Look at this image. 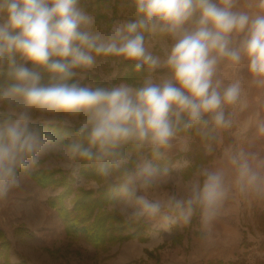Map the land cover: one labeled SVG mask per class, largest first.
<instances>
[{
	"label": "clouds",
	"instance_id": "obj_1",
	"mask_svg": "<svg viewBox=\"0 0 264 264\" xmlns=\"http://www.w3.org/2000/svg\"><path fill=\"white\" fill-rule=\"evenodd\" d=\"M236 4L237 0H135L138 19L102 37L85 30L92 19L78 8V0H0V14L6 16L0 24V63L7 59L8 75L14 81L0 93V101L17 117L0 124V199L18 186L17 167L26 166L25 157L42 146L39 132L28 127L33 111L47 117V123L58 117L85 116L81 131L91 126L89 143L105 156L135 142L150 146L159 157L161 149L171 147L181 125L188 129L211 122L218 129L230 127L225 109L240 101L241 80L222 88L214 79L218 64L226 61L235 66L246 60L251 83L264 87V0H259L255 15L234 10ZM157 31L178 37L164 62L171 70L170 80L111 89L68 83L76 75L73 69L94 64L93 54L122 57L134 62L137 71L145 66L156 69L160 60L146 48L144 33ZM241 34L239 45L233 46ZM16 55L46 70L53 82L42 84L41 73L18 65ZM258 132L264 135V124ZM74 150L92 158L88 149L76 145ZM226 156L236 168L238 184L251 187L264 181L260 166L253 167L254 155L241 150ZM126 162L122 159L116 167ZM157 174L146 164L139 184L122 189L127 202L137 208L133 216L171 220L163 213L167 207L187 223L196 204L205 226L216 218L227 195L222 171L204 170L202 183L192 187L187 199L166 194L163 201L149 200L136 195L153 187Z\"/></svg>",
	"mask_w": 264,
	"mask_h": 264
},
{
	"label": "crops",
	"instance_id": "obj_2",
	"mask_svg": "<svg viewBox=\"0 0 264 264\" xmlns=\"http://www.w3.org/2000/svg\"><path fill=\"white\" fill-rule=\"evenodd\" d=\"M114 61L117 69L109 81L91 69L83 68L79 72H84V78L79 81L76 78L77 83L85 79L88 71L99 80L95 83L93 79H89L92 81L91 85L86 84L88 80H84L80 86L96 88L103 81V88L106 89L122 84L140 88L155 73L162 72L161 68L149 70V75L135 84L124 80L112 83V79L120 71L118 60ZM3 106L4 109H1L0 113L12 115V119L8 121H14L17 117L12 110ZM84 123L62 119L53 123H47V119L42 118L29 120L28 127L39 132L42 146L32 155L25 157L26 166H20L23 170L16 173L18 186L11 189L5 198L0 199V229L10 241L5 258L11 262L59 261V254L68 249L73 254L85 252L95 256L97 261H102L103 264H155L157 261L159 264H264V217H260L261 212L256 209L252 211L250 208L242 217L240 198L232 194L230 189L225 188L226 198L209 226L204 225L202 210L196 204L193 205L192 215L187 223L178 211L167 207L163 209V213L171 217V220H165L162 216H133L132 213L137 208L130 205L123 195L122 189L125 186H137L141 179L140 171L146 164H151L158 173L153 178V187L147 192L138 190L136 195H146L149 200L163 201L166 194L175 195L178 199H187L192 187L202 183V173L208 170L205 166L214 160V154L219 148L217 142L222 139L217 135V129L214 141L204 135L203 127L199 130L188 128L177 132L171 147L161 149L162 155L159 157L153 154L150 146L138 145L135 142L122 144L111 150L113 154L105 156L97 146L89 143L91 126L84 129L88 131V135H80ZM57 126L77 130L64 138L42 132L48 127ZM55 130L52 129V133ZM76 145L91 151L92 158L74 150ZM33 158L35 163H32ZM122 159L127 162L117 168L116 164ZM40 170L53 171L57 183L45 186L41 184L40 179L43 180L45 174H41ZM103 186H109V193L113 191L114 195L109 194L103 199L105 204L101 209L106 212L113 210L125 220L136 221L140 218L149 223L150 228L138 232L134 237L100 245H93L81 236L69 237L57 211L60 202L58 195L69 191L62 204L70 209V199L78 189H90L93 197H96ZM12 230L15 234L32 236L31 245L26 243L23 246L24 244L19 242L18 247H15L14 250L20 257H12L11 249L14 244L7 235L8 231ZM92 260L95 261L94 258Z\"/></svg>",
	"mask_w": 264,
	"mask_h": 264
},
{
	"label": "rangeland",
	"instance_id": "obj_3",
	"mask_svg": "<svg viewBox=\"0 0 264 264\" xmlns=\"http://www.w3.org/2000/svg\"><path fill=\"white\" fill-rule=\"evenodd\" d=\"M79 1L83 0H78V8L92 19V23L85 29L92 34H100L102 37H106L112 32L114 27L129 23L124 19H116L111 26H106L102 22L96 24L93 15L85 11L81 7ZM258 3L259 0H237L236 8L234 10L244 11L250 15H255L258 12ZM107 11L110 13V9H107ZM5 21L6 16L0 14V24L5 23ZM192 23H194V20ZM148 33L149 35L145 38V46L149 52L160 60V66L157 67L156 70L160 68L162 69L161 73H155L148 80H151L154 84H162L165 80L171 79V70L165 66L164 62L166 61L171 48L177 42L178 37H173L168 33H165L166 35H157L152 32ZM242 35L243 34L235 38L233 46L239 45ZM94 61L95 62L91 67L85 69H91L93 72L99 74L101 78L109 81L117 69L116 62L106 56H94ZM5 63L6 61L4 60L0 64ZM76 78L78 81L83 79L84 72H77ZM214 79L221 82L222 88L239 79L241 80L242 92L240 101L236 105L229 106L225 109V115L227 118L231 119L232 124L225 129L216 128L217 135H219V138L222 137V139H219L217 142L219 148L214 154L213 162L205 167L208 168V170H218L223 172L224 184L226 185L225 188L227 190L230 189L232 194L238 195L240 198V211L242 217L245 216L247 209L250 208L252 211L256 209V211L261 212L260 217L262 218L264 217V181L251 187L238 184L236 168L228 162L226 153H236L243 150L246 153L254 155L256 160L253 162V167L259 165L260 167L258 170L261 172V175L264 176V135H261L258 132V126L264 124V87L251 83L247 74L246 60H242L239 65L235 66L229 65L226 61H221L217 66V72ZM86 84L91 85L92 81L88 80L86 81ZM1 103L2 102L0 101V104ZM3 103L0 105V110L4 109L3 105H5L6 109L10 110L8 106ZM14 110L17 113L20 111L19 108H15ZM37 118L48 119L47 117L41 116L40 113L33 111L31 113V119ZM57 119H62L67 122H73L74 120L85 122L87 118L81 115L78 117H58ZM9 229L11 230V227ZM7 235L14 244L11 249L13 258L21 256L14 250L15 247H18L17 245L19 242H21V245L23 243V246H25L26 243H28V245L32 244V236L29 234H15L12 230L8 231ZM59 256L61 257V260L59 261L29 262L32 264H103L102 261H97V257L90 256L85 252L73 254L72 251L65 249L59 254ZM93 258L95 261L92 260Z\"/></svg>",
	"mask_w": 264,
	"mask_h": 264
},
{
	"label": "trees",
	"instance_id": "obj_4",
	"mask_svg": "<svg viewBox=\"0 0 264 264\" xmlns=\"http://www.w3.org/2000/svg\"><path fill=\"white\" fill-rule=\"evenodd\" d=\"M79 3L85 11L93 15L96 24L102 22L106 26H111L113 21L116 19H124L128 22H134L138 19L135 8V0H83L79 1ZM107 9H110V13H108ZM155 34L161 35L165 34V32L157 31ZM144 35L146 38L149 33L145 32ZM93 55L96 57L104 56L95 54ZM106 57L118 60L117 65L120 71H118L116 76L112 79V83H115L119 80H124L127 83L135 84L137 81L149 75V69L147 66L137 71L134 67V62L132 61H127L118 56ZM5 61V64H0V93H2L4 89L10 87L11 84L14 83L12 78L8 75L9 64L6 58ZM16 63L18 65L23 64L32 70L39 71L42 76V84L47 85L53 82L50 80V74L47 73L46 70L32 65L30 62L23 61L19 55H16ZM82 69L83 68H76L73 69V71L79 72ZM89 79H93L95 83L99 80L96 76L87 71L84 80ZM83 81L80 83H83ZM68 83H77L76 77L74 76L68 81ZM104 86L105 83L101 81L100 85L96 87ZM12 117L13 116L10 114L0 113V124L12 119ZM205 119H209V117L206 115ZM202 127L205 129L204 135L208 136L211 141H214L216 128L211 122H209L206 127L201 124H196L191 128L192 130H199ZM52 129H56L54 133H52ZM76 130L77 129L68 128L66 126H57L56 128L48 127L42 132L43 134L50 136L58 135L60 138H64V136ZM183 131L184 129L181 125L177 132ZM80 135H88V131H82ZM22 170V168L17 167L16 173ZM39 172H42L41 174H45L43 180L40 179V183L44 186L57 183L56 178H54L53 171L40 170ZM37 180L39 181V178ZM107 187L109 186H103L96 197H93V192L90 189H78L70 199V203L72 204L70 209H67L65 205L62 204V200L67 194H69V191L66 190L64 193H60L58 195L60 202L57 206V211L64 224L66 234L69 237L73 238L76 236H81L87 242L93 245H100L106 242L121 241L134 237L138 232L145 231L150 228L149 223L143 221L140 218H138L136 221L133 219L125 220L120 214L113 210L106 212L104 209H101V206L105 204L103 199H105L106 196H109V194L114 195L113 191H110L109 193ZM126 231L127 233H125ZM9 247L10 241L6 237L5 233L0 229V264H30L28 261L11 262L5 258ZM155 264H159L158 261Z\"/></svg>",
	"mask_w": 264,
	"mask_h": 264
}]
</instances>
